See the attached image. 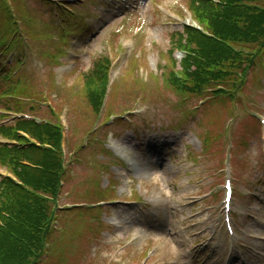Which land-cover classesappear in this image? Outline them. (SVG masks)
<instances>
[{
    "label": "rangeland",
    "instance_id": "1",
    "mask_svg": "<svg viewBox=\"0 0 264 264\" xmlns=\"http://www.w3.org/2000/svg\"><path fill=\"white\" fill-rule=\"evenodd\" d=\"M84 1L77 0L70 5L63 4L64 0H54L53 5L60 9L49 12L39 0H0V24L7 13L13 12L22 37L28 41V50L33 52L32 56L29 52L30 57H22V72L30 76L35 86L44 90V86L49 85L45 69L52 70L55 62L51 57L59 53L62 44L68 41L63 31L59 30V25L53 23V19H58L68 28L77 23L73 16L89 19L91 32L81 41H73L71 47L67 44L70 48L67 57L54 70V81L60 88L55 90L54 97L49 98L52 104L56 103L59 93H65L64 86L66 89L80 86L77 81L79 74L89 70L93 56L106 55V49L114 60L121 58L113 65V89L115 83L119 82V77L123 76V68L128 67L130 62L135 61L140 67L137 70L136 66L135 73L149 90V95L144 98V92L138 85H134L133 89L128 88L129 81L127 86L117 91L114 102L112 93L108 100V110L111 112H120L124 108L137 111L131 118L136 129L128 126L117 130L118 139L115 141L124 152L131 155L129 158L133 160L135 167H129L127 171L116 169L114 178L119 184L116 186L108 183L106 187L115 190L111 201L120 198L118 191L123 199H133L134 192L138 189L137 195L149 205V211L138 206L126 209L116 205L118 208L112 209L107 218L96 215L80 219L81 225L87 227L92 225L97 228L101 223L109 226L111 229L108 228L107 231L112 234L104 231L103 237L89 231L76 238L72 234V224H65L64 231L67 233L57 244L55 259L53 253H50L44 264H103L102 251L96 243L102 239L100 244L102 247H110V251L121 245L129 246L127 253H122L124 260L131 257L139 260L142 248L149 247L154 254L147 264H168L176 260L186 262L194 251L206 253L208 257L202 260L216 258V261L208 264H227L230 253L236 264H264V244H258L261 243L260 236L264 235V150L261 149L260 128L250 117L253 112L255 117L264 116V52L254 65L253 75L245 78L243 85H246L239 93L240 99L236 105L223 106L222 113L215 110L211 112L203 107L199 111L201 113H194L191 119L189 117L183 121L184 106L178 101V96L157 83L162 78L159 67L167 63L166 51L169 53L171 48L172 34L180 32L178 30L181 26L187 23L178 15L179 8L183 9L188 0H130L126 5L106 0L107 7L100 0ZM155 1L165 11L164 17L153 12L152 4ZM110 3L112 5L108 10ZM131 5L137 6L133 14ZM61 9L73 10V16L65 14ZM140 19H143V24ZM139 24L142 27L136 29ZM117 29L122 30L125 38L119 39L120 37L112 35ZM68 37L70 41L76 38L72 33ZM117 44L125 48L121 54L112 51L113 46L114 49L118 48ZM173 55L176 61L183 57L178 51ZM2 62L11 63L9 59ZM42 65H45V69ZM259 66L262 68L258 69ZM176 69H179L178 64ZM136 99L141 101L137 103ZM68 110L69 106L66 104L62 110L64 122L69 115ZM233 110L235 119L229 126V112ZM84 124L88 125L87 122ZM73 125L75 129L79 128L77 123ZM195 128L200 141L205 137L211 138V152L202 149L203 145L195 137ZM103 140V145L106 146L108 137L105 136ZM101 155L102 152L99 153ZM230 157L236 178L233 181L232 212L235 216L239 215L240 209L246 212L237 218L236 225L240 229L232 237H228L222 228L223 217L219 206L221 186L225 178L223 171L227 173L228 167L225 159ZM81 164V167L75 165L67 169L58 205L60 209L70 203L71 198L66 199L64 194L67 195L71 188L79 191L85 187L95 191L92 202L97 199L100 202L106 200L102 185L107 184L105 179L109 175L108 171L97 165L100 169L98 175L105 176L101 184L95 176H89V163H86L88 168L84 162ZM139 179L141 184L138 186ZM205 193H212L213 197L194 210L192 199ZM249 194L251 196L248 198ZM172 199L173 212L166 205ZM104 214L106 212L101 211V215ZM195 217L198 219L190 229L189 221ZM90 220L93 224L89 223ZM112 236L113 242L104 245ZM237 240L239 243L236 244ZM104 264H110V261ZM187 264L196 263L188 261Z\"/></svg>",
    "mask_w": 264,
    "mask_h": 264
},
{
    "label": "trees",
    "instance_id": "2",
    "mask_svg": "<svg viewBox=\"0 0 264 264\" xmlns=\"http://www.w3.org/2000/svg\"><path fill=\"white\" fill-rule=\"evenodd\" d=\"M216 1L218 5L209 0H190L189 3L195 21L214 38L187 28L184 30L185 44L184 35L179 33L174 43L190 54L182 64L183 84L189 94L201 95L213 86L223 85L228 91L219 95L223 98L225 94L232 99L242 78L262 53L264 0ZM253 44L258 47L250 54L232 49V46L242 49L243 45L247 48ZM107 64L106 59H96L90 71L81 75L91 108H97L101 103ZM238 76L240 79L235 87L233 80ZM3 88L0 84V89ZM4 106L9 110L21 108L16 102H4ZM18 130L26 131L41 147L25 142L17 134ZM0 135L18 140L16 147H0V166L16 180L0 177V213L12 217L6 219L0 215L5 226L0 227V264H30L33 261L31 250L35 256H40L42 244L51 232L52 207L41 195L58 193L57 183L63 173L60 129L17 122L13 128H0ZM23 162L38 169L26 167Z\"/></svg>",
    "mask_w": 264,
    "mask_h": 264
}]
</instances>
